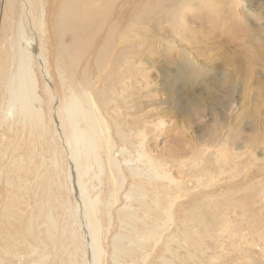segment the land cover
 Segmentation results:
<instances>
[{"label": "bare ground", "instance_id": "1", "mask_svg": "<svg viewBox=\"0 0 264 264\" xmlns=\"http://www.w3.org/2000/svg\"><path fill=\"white\" fill-rule=\"evenodd\" d=\"M191 1L192 0H179L171 4L175 8H172L173 11L171 13V17L169 18L170 20L168 21L171 23V25H173V27H176L177 25L179 26L180 22L183 23L184 18L182 17V11L188 7V3H190ZM206 1L207 4L214 2V0ZM215 2L219 3L221 1L215 0ZM237 2L231 0L229 1L231 8H234L233 11L229 13H231L232 17L234 16L235 18H237L238 15L236 12V8L237 5L239 6V3ZM125 3L126 0H123L118 6L117 0H64V2H62V6L57 17V35L59 37H62L63 34H69L71 36V41L69 44L61 42L58 45L60 46L63 55L65 56V60L63 59L64 64H67V66L72 70L71 72H74L77 75L75 77L74 84L78 86L77 88L76 86L73 87V85L69 86L70 93L69 95H67L68 98L66 97V100H64L62 106L63 112L57 114V112H55L56 108L53 104H51L53 108V113L52 110H50L51 114L49 119L47 118L46 111L43 106L44 99L38 93V78L35 72L36 70L34 69L35 55L33 54V51L35 48L33 40L28 35L24 23L25 19L27 22H29L30 17L33 15V13H35L33 8V2L29 0L28 6L27 2H24L23 0H0V31L2 35L0 39V123L3 124L11 118L15 119V116H17V122H19L20 125L23 127V130H26L28 131V133H30V135H33V137L31 136L32 138L38 140V146L41 148V151H39L38 154L36 153L35 147L31 148L29 150L27 159H24L23 154H21V156H18V158L16 156L15 158L17 159L14 158L15 161L12 158L13 162L11 164V167L8 168L11 169L13 165L14 168L12 169L13 171H11V173H18L20 172L19 170L25 169L27 170V172L29 170L31 172L32 170L30 169V167L28 170V167H25V165L27 166L28 164L29 166H33L35 170H39L47 168L48 160L52 162V165L50 164L51 166H53L52 170H50V172L46 174V176L40 183V187H42V198H40V200H42L40 201L37 210L38 215H34L35 217L37 216L36 218L40 217L43 219L42 225L44 227V244H49L53 248L59 249L55 250L56 255L54 259L55 261H57V263L101 264V258L106 252L102 243V236L104 232V224L102 223L103 217L102 215H100V204L102 202V199L100 198L99 194L102 192L96 191L95 194H92V191L95 192V190L98 189V185L91 184L92 182L90 183L89 181L87 183L86 177L89 176L90 181L95 179L101 183L102 175H104L105 171H107L108 177L110 179V186L109 198H107L106 201L109 207H111L114 205L115 202H118L119 200L117 194L125 188V182L128 179V175L126 176L124 170V168H126L130 175V184L128 187L126 186V190L123 193L125 203L120 206L119 211L117 209L119 213L117 218L118 222L121 224V230L113 238V247L111 250L112 264H138L139 260H142L143 262L144 260H147V258L151 256L150 252L152 253V251L154 253V256L152 257L149 264H182L183 262L185 263L188 259H186V257L184 256V251H186L187 258L198 259V264H208V262L205 263L206 260L204 255L208 256L210 251L211 254L208 257L209 264H219L218 261L220 257H224V251L226 249L225 245L219 242L220 244L215 246V248L217 247L218 250H216L215 248L212 249L213 245L208 242V239L210 240L211 238L215 237L214 240L218 243L217 237L219 238L220 235L223 233H230L234 236L236 232H234L233 227L238 229L241 227V225H237V223H235L233 219L231 220L226 210L222 212L218 211V205H215V210L212 211V208L209 209V211L206 209L207 207H204L202 205L204 204L207 206L205 201H207L206 198L208 196L209 198L211 196L213 198L217 195L218 191H220L217 188L219 186L222 187V183H225V181L222 180H224V177L229 174L228 178L231 180V183H233L231 187L232 191L228 189L232 192L231 198L229 199V206L231 205L235 212L236 208L240 207L243 213H247L250 211V208L253 205L256 206V204L259 203L255 200V195L259 194L264 198V184L262 185L259 192H255L254 187L256 186L257 181H254L255 179H249L246 183L247 192H243V194L238 195V193L242 189H240L241 183H238L237 179L241 176L244 169H246L245 165L243 166L242 164L247 162L243 161V152L241 151L242 149L240 150L237 147H234V143H232V149L235 151H232L230 149L231 145L228 143L230 142L229 138L232 137L230 136V131V134L226 136L225 140H221V142L218 143L220 145L217 146V150L214 149L213 152L209 153V157L205 158L202 155H198L199 157L195 160L196 163L194 164L195 166H193L192 170H189L188 172H184L183 169H181L180 171L177 170L180 173L179 175H182L183 173H185L184 176L191 175L194 178V182L189 179L190 182H196L197 186L204 188V190L200 189L199 191L193 194V197H195L197 201H201V199L203 198L204 200L202 201L204 203L202 204L201 201L199 203H201L202 205H198L199 203L195 204L197 201L194 199L193 201L196 202H193V205H191L189 209L184 208L181 214L179 213L180 211L178 212V206H182L183 204L182 197L184 194L182 195L181 192H188L189 189H187V186L184 187V185H186V182L183 186L179 183L181 182L179 181L180 176L179 178H177L178 176H176L175 170H173L176 165L171 162H166V160L163 159L159 160V158L155 156V154L153 155L152 153H150V151L145 147L147 135L144 134L145 131L143 130V126L134 122L133 126L130 127L129 130H125L123 128V124H125V122L119 123V120L116 121V117L114 118V115H111L114 118L116 125V133L120 139L119 143L121 144V148H118L119 145L115 142L113 138L111 126L105 118V112L107 113V110L112 108L109 106L113 103L115 99H113L111 90L109 88L108 91L101 90L98 100L96 98L94 99V94H92V87L94 86V84L92 83V78L87 73L90 74L91 67L89 65V57H91V60H96V66L99 69L100 73L106 71L112 65L113 59L117 53L118 38H122V35L127 36V33L131 31L133 26L140 25L144 22L145 15L143 16L142 14L136 11L139 7L137 9H134L136 12H134L129 17L125 12ZM25 4H27V6ZM134 7L137 6L135 5ZM204 10L205 8L203 9V11ZM216 11H218V9ZM204 12H202V15H206V13ZM196 15L197 13L195 14V16ZM199 15L201 14L198 13V16ZM124 19L127 20V22L125 24H122L121 20L123 21ZM37 28V32L39 33V40L43 41L42 38L45 37L46 33L44 30L45 23L43 22L42 15H40L38 19ZM175 30L177 31L176 28ZM100 33L102 35H100ZM178 33L180 32L178 31ZM116 34L119 35L118 38H116ZM141 34L138 37H141ZM175 37L176 36H174V38ZM259 39L260 37H258L257 39L255 38V40ZM3 42H5V45H2ZM35 44H38L37 41ZM96 45L97 47L95 48L94 46ZM129 51L121 50V59L115 65L118 67V64H120L121 66L125 67L130 66L131 64H138L140 68H138L137 66L135 68V71L131 73V76L135 77V72L142 76L144 71L141 61H134V63L132 61L133 58L130 54L131 52L129 53ZM181 51L183 52V50ZM184 51L187 52L186 49ZM134 53H136V55L141 58L143 51L141 50V47H139V49ZM263 54V46H256L254 58L260 59ZM80 64H83V66H85L82 70L78 71ZM63 67V63H59L57 65V71L59 72V77L61 79L62 84H64L66 79H68V76H66L67 72ZM239 70L240 69L236 67L235 69H233V72H236L237 74L239 73ZM129 73L130 72L124 70L121 74L122 77L120 76V79H118L116 83L122 85V91H118L117 94L119 95L118 97L124 101L126 99L124 93L128 91V88H131L129 87V85L130 83H132L130 80V75H127ZM228 82L229 85H227L226 87L225 96L227 98H230L232 96V92L234 91H232L233 88L231 81L228 80ZM243 82L245 84V81ZM114 85L111 86L112 89L117 88V86ZM248 91H250L249 86H247L245 91H243L245 97L246 95H248ZM263 93L264 90H262V94ZM255 97L256 96H254V98ZM257 98H259V96ZM50 100L51 103L55 101L53 95L50 96ZM244 100L245 102H247L246 100L250 101L251 99ZM263 103L258 102V104L260 105H262ZM249 104L250 102H248V106H250ZM121 109L122 108L118 106L116 115H121L125 121L127 117L124 116V113L121 111ZM60 116L61 118H64V121H66L67 124L65 123V126L67 127L69 133L68 135H63V137L61 134L62 131H60L58 126L61 123ZM251 117L253 118V116ZM51 119H53L52 124H55V129L51 128L49 124L51 122ZM56 122H58V127H56ZM56 131H58L57 134H55ZM125 131H128V133H126ZM253 132L254 133H250L252 134V136L249 138V142L252 144V146L258 148L260 144H264V129L259 126L258 128L256 127ZM24 134L23 140L26 139L24 137ZM48 134H50L49 140L53 141L50 142L48 140ZM58 135H61V138ZM233 135H236V132H234ZM17 144L19 145L20 143ZM131 147L133 148L132 151L130 150ZM5 148H3V150ZM14 148L16 151V146ZM116 150H118V154ZM4 151H6V155L9 152L7 150ZM206 151L208 150L206 149ZM258 154L259 153L253 152V157L256 159V156H258ZM37 155L38 158L36 157ZM57 155H60L59 159H61V161L65 157V163L68 164L69 162V171L65 172L64 174V182H62L60 178L61 175L59 176L60 173H58L57 170V167L61 166L63 161L61 162V164L60 162L57 163V161H59L57 160ZM3 156L4 154L2 155L1 159H3L2 162L4 164ZM211 159L212 163L210 162ZM259 160L262 162L261 164L264 165V155ZM161 161H165V164H163ZM82 162H86V164L84 165L82 164ZM202 162L203 164L201 165ZM3 164L1 163V168ZM181 165H184V163ZM6 167L4 169H6ZM33 172L36 171L33 170ZM39 172L40 171L37 172V175ZM26 174L28 175L29 173ZM32 175L34 174L32 173ZM17 176L19 177L17 180H23V177H21L20 174H18ZM36 178L37 176L35 177V180H33L36 181ZM8 179L9 177L5 179L7 181V187L12 188L13 186L14 189L12 190L14 191L6 190V193L10 194L9 198H7L9 202H7V204H4V207L0 209V216L2 217L1 219L3 223H5L8 226L7 228H9L5 229V231L12 232V234L9 233V236H12V238H14L13 236L20 237L22 238L21 242L25 243V239L27 236L34 237L37 234H34V223H32L35 221L33 219V216L31 215L30 218L27 219L28 223L25 226V223H23L22 221L23 216L20 215V208L22 206L19 205L21 202L19 204L17 202L19 200H26L24 198L25 195L21 193V191H24L25 187H23V185L27 186L29 185V183L31 184V182L26 181L27 184L26 182L25 184L24 182H22V184L20 183L19 185V183H13V180L15 179L12 180L13 182L8 181ZM217 184L219 185L216 186ZM34 185L35 182L33 183V186ZM29 186H27V188ZM31 187L32 185L30 186V188ZM35 187H37V185ZM40 187L37 189H41ZM192 187L194 186L192 185ZM214 187L217 188L214 189ZM64 190L66 196L68 195L67 193L73 194L75 199L74 203H71L70 199L63 198ZM27 191L28 189L25 190V192ZM22 197L25 200H23ZM37 198L39 199V197ZM112 198H114L115 200L114 203L112 201ZM22 205L24 206V202ZM263 206L264 202L262 203V208ZM243 213L242 215H244ZM59 216L61 217L60 219ZM239 220H241V217L239 218ZM254 220L255 215L248 216V221L251 225L250 228L252 229L253 233H258L259 239L264 241V220ZM110 221L111 217L108 220L109 225ZM36 222L35 224H37L38 229L39 224ZM74 223L77 225V227H75ZM0 228H2V226ZM77 228L81 229V233L77 232ZM261 229H263V231L259 233ZM208 231H213V235L215 234L216 236L209 234ZM25 234H27V236ZM24 235L26 236L25 239H23ZM241 237L244 238L245 235L243 234L241 235ZM3 241L7 243V246L11 245V240H8V242H6V240H2L0 241V244ZM19 242L20 239L18 242L15 243L20 244ZM8 243L10 245H8ZM233 243L234 241L232 242V244ZM247 243V248H249V250L252 246L256 245L258 248L260 245L256 244V241L253 240V238L250 241L247 240ZM81 244H83V248H81ZM16 245L17 244H15V247ZM243 245L240 246V244H238L236 246L244 247L246 244L244 246ZM30 246L32 248V253L38 251L37 246H34L33 244H31ZM1 248L2 247H0V250ZM19 248H15V250H20ZM178 248L184 249L183 253L181 251V254H184L182 255L184 257L181 258L180 254H178ZM3 250L5 249L3 248ZM243 250H245L244 261H246L243 262L244 264H264V260H260L259 258H256L255 255H253V250H250L251 252L247 249ZM260 250L263 251L264 247H260ZM4 253L6 254L9 252L4 251ZM198 253L201 254V257ZM261 254L263 253L261 252ZM10 255L13 256V253L9 254L8 256L10 257ZM15 255L16 254H14V256ZM18 257L19 256H17V258L16 256L13 258H7V260L14 258L18 260ZM43 257V264H46L44 263V261H47V259H49V255H42V258ZM3 260H5V258ZM4 262L6 263V260Z\"/></svg>", "mask_w": 264, "mask_h": 264}, {"label": "rangeland", "instance_id": "2", "mask_svg": "<svg viewBox=\"0 0 264 264\" xmlns=\"http://www.w3.org/2000/svg\"><path fill=\"white\" fill-rule=\"evenodd\" d=\"M23 1L27 2L29 6V0L27 1L23 0ZM31 1L33 2V8L35 13H33V15L30 17L29 22H27L25 19L24 23H25V28L27 29L26 31L28 35L32 38L35 48L34 49L35 52L33 51V54L35 55L34 69L36 70L35 72L38 78V93L44 99L43 106L45 108L47 118L50 119V114H51L50 110H52L53 113V108L51 104H53L54 107L56 108L55 112H57V114L63 112L62 106L64 100H66L67 95H69L70 93L69 86L71 85H73V87L76 86L74 82H75V77L77 75L76 73L71 72L72 70L67 66V64H64L63 59L65 60V56L63 55V52L60 46L58 45L61 42L69 44L71 41V36L69 34H63L62 37L61 36L59 37L57 35V28H58L57 17L59 15L62 2H64V0H31ZM122 1L123 0L120 1L117 0V6L120 5ZM176 1L179 0H170V1L169 0L168 1L167 0H126L125 3L126 7L124 6L126 14L130 17L134 12L137 11L143 16L145 15L144 22L140 25L133 26L131 31L127 33V36L122 35L121 38L119 37L118 34H116V38L119 37L117 40V53L113 59L112 65L106 71L100 73L99 69L96 66V60L95 59L91 60L90 59L91 57H89L90 60L89 65L91 67H90V74L89 73L87 74L92 78L93 81L92 83L94 84V86L92 87V94L95 95V96L93 95L94 99L96 98L98 100L101 90L108 91L110 89L113 99L116 100L113 101V103L115 104L112 103L109 106L112 108L107 110V113L105 112V118L111 126L113 138L115 142L119 145L118 148L119 149L121 148L120 147L121 144L119 143L120 139L116 133V125L114 121L115 117H116V121L119 120V123L125 122V124H123V128L125 130L126 129L129 130L130 127L133 126L134 122L143 126V130L145 131L144 134L147 135L145 141L146 144L145 147L150 151V153H152L153 155L155 154V156H157L159 160L163 159L166 160V162H171L174 165H176L173 170H175V174L176 176H178L177 178H179L180 176L179 181H181L182 183L181 182L179 183L182 184L183 186L186 182V185H184V187L187 186L188 188L187 187L186 188L189 189L188 192L187 191L181 192L182 195L184 194L182 197L183 199L181 198L183 202L182 204L183 207L179 205L178 212L180 211L179 213L182 214L184 208L189 209L191 205H193V202L197 201L195 197H193L194 196L193 194L199 191L200 189L204 190V188L197 186L196 182L193 183L194 178L191 175L184 176L185 173L183 172L182 175H179L180 173L178 171H180L181 169H183L184 172L186 171L188 172L189 170H192L193 166H195L194 164L196 163L195 160L199 157L198 155L200 156L202 155L205 158L209 157V153L213 152L214 149L217 150V146L220 145L218 143H220L221 140L224 141L226 136L230 134V131H231L230 136H232L231 138H229L230 142H228L231 145L230 149L232 151H235L232 149L233 146L232 143H234V147H237L240 150L242 149L241 151L243 152V161L247 162L242 164L243 166L245 165L246 169H244L241 176L238 177L237 179V182L241 183L240 189H242L240 190L238 195L243 194V192L244 193L247 192L246 183L248 182L249 179H255L254 181H257V184L254 187L255 192L257 191L259 192L262 185L264 184V165H262L261 164L262 162L259 160L264 155V148H263L264 144H260L259 147L256 148L252 146V144L249 142V138L252 136V134L250 133H254L253 130L256 127L258 128L260 126L262 129H264V103H263L264 93L262 94V90H264V86H263L264 72H262L264 71V54L263 56L260 57V59L254 58V52L256 46L259 45L263 46V51H264V42H263L264 41V0H231L236 2L238 1L237 3H239V6L237 5L236 8L237 9L236 12L238 14L237 18H235L234 16L232 17V14L229 13L232 12L234 9L233 7L231 8V5L229 4L230 0H220L221 2L219 3H216L214 0V2L210 4H207L206 0H192L190 3H188V7L182 11L183 16L182 15L181 16L184 18V21L183 23L180 22L179 26L177 25L179 28L177 26L173 27V25H171V23L168 21L170 20L169 18L171 17V13L175 8L171 4ZM27 4L25 5L27 6ZM135 5L137 7H134ZM204 8H205L204 10L205 12L203 11ZM134 9L137 10L135 11ZM215 9L216 10L218 9V11H216ZM202 12L206 13V15L205 14L202 15ZM196 13L197 15L195 16ZM198 13L201 14L199 15L200 18L198 16ZM40 15H42L43 22L45 23L44 30L46 35L44 38H42L43 41L39 40V33L37 32L38 19ZM121 22L122 24H125L127 20L124 19L123 21L121 20ZM175 28L177 29V31L175 30ZM178 31L180 33H178ZM140 34L141 37H138ZM173 34L174 36H176L175 38ZM100 35L102 34L100 33ZM1 37L2 35L0 31V39ZM258 37H260V39L255 40V38L257 39ZM187 39L190 41H188ZM36 41L38 43L37 45L35 44ZM2 45H5V42H3ZM94 47L96 48L97 45ZM139 47H141V50L143 51L141 58L138 55H136V53H134L139 49ZM185 49L187 50V52L184 51ZM121 50H125V51L127 50L129 51V53L131 52L130 54L133 58L132 59L133 62L141 61L144 71L142 75L143 77L136 72H135L136 75L135 77L131 76V73L135 71V68L138 66V64L135 65L131 64L130 66H125V67L121 66L120 64H118V67L115 65L121 59L120 58ZM181 50H183L184 53ZM59 63H63L64 66L63 68L67 72L66 76H68V79H66L64 84H62L61 79L59 77V72L57 71V65ZM82 66L83 64H80L78 71L82 70L85 65L83 67ZM228 66H230L231 68ZM236 67L240 69L239 73L237 74L236 72H233V69H235ZM138 68H140V66H138ZM124 70L130 72L127 75L128 76L130 75V80L132 82L129 85V87L131 88H128V91L124 93V96L126 98L125 101L119 98L118 97L119 95L117 94L118 91L120 92L122 91V85L116 84L118 79H120V76ZM228 80L231 81L233 88L232 91H234L232 92V96L230 98H227L225 96L226 87L227 85H229ZM243 81H245V84ZM113 85L117 86V88L112 89L111 86ZM247 86H249L250 91L247 92L248 95H246L245 97L243 91H245ZM52 95L55 98V101L53 103H51L50 100V96ZM254 96H256L255 97L256 99L254 98ZM258 96L259 98H257ZM244 99H251L252 101L246 100L247 102H245ZM248 102H250L249 104L250 106H248ZM258 102L260 103L262 102L263 104L260 105L258 104ZM118 106L122 108L121 111L124 113V116L127 117L125 121L121 115H116ZM111 115H114V118ZM251 116H253V118ZM52 122L53 119H51V122L49 124L51 128L55 129V124L53 125ZM65 123L66 121H64V118H61L60 125H58V122H56V127L59 126L60 131H62L61 132L62 137L63 135L69 134L67 127L65 126L67 123L66 124ZM3 124L0 123V146H1L0 159L4 154L3 158H4L5 166L2 162L3 159H1L0 174L2 178L0 176V180H1L0 209L4 207V204H7V202H9L7 198H9L10 194L8 193L9 194L8 195L6 192L14 191L12 190L14 189L13 186L12 188L7 187L8 185L5 179H7L8 177H9L8 181H12L13 179H15L13 180L14 182L13 181L12 182L19 183V185L20 183L22 184V182H24L25 184L26 181L27 182L29 181L31 182V184L29 183V185L30 186L32 185L31 187L32 189L30 188L29 185H27L29 186L28 188L26 185H23V187H25L26 189L24 188V191L22 190L21 193L25 195L24 198L26 200L22 197V199L25 201L19 200L17 203L19 204L21 202L23 204L24 202V206L21 203L19 206H22L20 208V215L23 216L22 221L23 223H25V226L28 223L27 219H29L31 215L33 216L34 221L35 222L37 221L36 223H38L39 225L37 229V224H35V222H32L34 223L33 224V228L35 231L34 234L35 233L37 234L34 237L33 236L30 237L27 236V234H25L27 237L24 235L23 239H25L26 237V239L28 240L25 239V243H23L21 242L22 238L16 236H13L14 238H12V236H9V233L12 234V232L5 231V229H9V228H7L8 226L5 223H3L1 219L2 217L0 216V227L2 226V228H0V236H1L0 241L6 240V242H8V240H11L10 241L11 245L14 246V247L11 246L9 243L8 245L10 246H7V243H5V241H3L0 244L1 245L0 247H2L0 250V257H1L0 260L2 261H0V264H7L8 262H9L8 264H14V263L43 264L44 257L42 258V255H46V254L49 255V259H47V261H44V263L60 264L57 263V261H55L54 259L56 255L55 250H59V249L53 248L49 244L46 245L44 244L45 241L43 239L44 227L42 225L43 219L40 217L36 218L37 216L35 217L34 215V214L38 215L37 210L40 201L42 200V199L40 200V198H42V194H41L42 187H40V183L43 180V178L46 176V174H48L50 170H52L53 167L51 166L52 162L48 160L47 168L46 169L43 168L39 170H35L33 166H29L27 163H25L27 164V166L25 165V167H28V170L30 167V169L32 170L31 172L34 175H32L30 170L27 172L26 169H25L26 171L19 170L20 172L18 173L16 172L11 173L14 167L12 165V168L11 169L9 168L11 167L13 159L16 156L18 158V156H21V154H23L24 159H27L29 150L31 148L35 147L37 154L39 151H41L40 150L41 148L38 146V140L32 138L33 135L32 134L30 135L28 131L23 130V127L20 125L19 122H17V116H15V119L11 118ZM233 131L236 132V135H233L234 134ZM57 132L58 131H56L55 134H57ZM126 133H128V131ZM23 134L24 137L26 138L25 140H23L24 139ZM49 136L50 134H48L47 136L48 140H49ZM58 136L61 138V135ZM20 139H22L23 141ZM8 141H10L11 143ZM49 141L51 142L53 140H49ZM17 143L20 144L18 145ZM15 146H16V151L14 148ZM3 148H5L4 150L9 151L7 155H6V151H4ZM206 149L208 151H206ZM130 150L132 151L133 148L131 147ZM117 151L118 150H116V152ZM253 152L259 153L258 156H256V159L253 157ZM12 153H14L15 155ZM118 153L119 152H117V154ZM36 157L38 158V155ZM59 158L60 155H57V160H59L57 161V163L60 162L61 164L62 161L64 163L62 162V165L58 166L57 170L58 173H60L59 176L61 175L60 178L62 182H64V174L65 172L69 171V167H68L69 162L68 164L65 163L66 162L65 157L62 161ZM203 162L201 163V165L203 164ZM210 162L212 163V159ZM1 163L3 164L2 168H1ZM162 163L165 164V161H163ZM183 163L184 165H181ZM82 164L85 165L86 162H82ZM5 167L6 169H4ZM65 168H67L68 170ZM33 170L36 172H33ZM124 170L126 176L128 175L127 176L128 179L125 182V188L117 194V197L119 199L118 202L114 203L115 200L114 198H112L114 205L111 207H109L106 201V199L109 198V186H110L109 184L110 179L108 177L107 171H105L104 175H102L101 183L95 179L90 181L89 176L86 177L87 183L89 181L90 183L92 182L91 184L98 185V189L95 190V192L92 191V194H95L96 191L102 192L99 194L100 198L102 199V202L100 204L101 205L100 215H102L103 217L102 223L104 224L103 226L104 232L102 236V241H103L102 243L106 252L101 258V264H112L111 250L113 247V238L121 230L120 227L121 224L118 222V218H117L119 214L118 211L120 206H122V204L125 203V200L123 198V193L126 190V186L128 187L130 184L129 172L127 171L126 168H124ZM38 171L40 172L37 175ZM26 173L29 174L27 175ZM16 174L17 175L20 174L21 177H23L22 178L23 180L22 181L17 180L19 177ZM36 176L38 179L36 178V181H34ZM228 177L229 174H227L226 177H224V180H222L225 181V183L223 182L225 185L222 183V187L220 186L218 188L214 187V189L217 188L220 191H218L217 195L215 194L216 196L214 195L215 197L213 198L212 196L210 197L212 201L210 200L209 196L206 198L207 201H205V203L207 204V206L203 204L204 203L202 201L204 200L203 198L201 199L202 202L199 200L195 204L201 202L203 205L201 203H199L198 205L207 207L206 208L207 210L212 208L211 211L215 210V205H218V211L222 212L226 210L231 220L233 219V221H235L237 225H241V227L238 229L233 227L234 232H236L234 236L231 235L230 233H223L220 235L219 238L217 237L218 243L215 242L214 240L215 237L213 238L210 237L211 239L210 240L208 239V242L211 243V245H213L212 249H214L215 246L220 244L219 242L225 245L226 249L224 251V257H220L218 261L219 264H226V263L244 264L243 262L246 261H244L245 250L243 249H247L248 251L253 250V255H255L256 258H259L260 260L261 259L264 260V252H263L264 250L263 251L260 250V247L262 248L264 247V241L259 239L258 233L256 234L253 233L252 229L250 228L251 225L248 221V216L251 215H255L254 221H258V220L261 221V219L264 220V206L262 208V203L264 202V198L261 195L257 194L255 195L254 198L259 203L256 204V206L253 205L250 208L249 212L243 213L240 207H237L239 209L236 208V212H235L233 207L231 205L229 206V199L231 198V194H232L231 187L233 183H231V180ZM189 179L193 182H190ZM32 182L33 183L35 182L34 186ZM36 185L37 187H35ZM192 185L195 188L192 187ZM218 185L219 184H217L216 186ZM39 187L41 189H37ZM27 189L28 191L25 192V190ZM228 189H230L231 191ZM67 194L68 195L66 196L64 190L63 198L70 199L71 203H74L75 199L73 194L72 193L71 194L67 193ZM37 197H39V199ZM119 197H121L122 199ZM257 197H259L260 200ZM194 199L196 201H193ZM208 203L211 204L209 205ZM240 213L241 215L242 213L244 215L241 216ZM110 217H111V221L109 225L108 220ZM240 217L241 220H239ZM60 218L61 217L59 216V219ZM74 225L75 227H77L75 223ZM261 231H263V229H261L259 233ZM77 232L81 233V229L77 228ZM209 234L213 235V231L209 232ZM243 234L245 235L244 238L241 237V235ZM2 236L3 237L5 236L4 238L6 239H4ZM213 236L216 235L214 234ZM252 238L253 240L256 241V244L258 245L260 244V245L258 248L256 245L252 246L251 249L249 250V248H247L248 247L247 240L250 241ZM19 239H20L19 243L24 247H22L18 243H15L18 242ZM222 241H224L226 244ZM233 241L234 243L232 244ZM15 244H17L18 246L16 245L15 247ZM31 244L37 246L38 253L35 251H34L35 253H32V248L30 246ZM238 244H240V246H242L243 244L246 245L245 246L243 245L244 247L236 246ZM3 248L5 250H3ZM15 248L16 249L19 248L20 250H15ZM81 248H83V244H81ZM215 249L218 250L217 247ZM183 250H184L183 248H178L177 250L181 258L185 256L186 259H188L185 263L183 262L182 264H189V262L190 264H196V263L198 264V259L187 258L186 251H184L185 255L181 254V251L183 253ZM4 251L9 253L5 254ZM261 252L263 254H261ZM12 253L13 256L10 255L9 257L8 255ZM14 254H16L15 255L16 258L17 256H19L18 260L16 258H14L15 260L10 259L12 261H10L9 259L7 260V258L15 257ZM198 254L201 257V254L200 253ZM210 254L211 253L209 251L208 256L204 255L206 260L205 263L208 262L209 264L208 257L210 256ZM150 255L151 256L147 258L148 261L144 260L143 262L142 260H139V263L149 264L152 257L154 256L153 251L152 253L150 252ZM236 256L238 257V260ZM4 258L6 260V263L4 262L5 260H3Z\"/></svg>", "mask_w": 264, "mask_h": 264}]
</instances>
